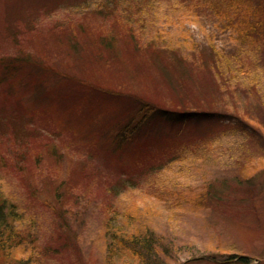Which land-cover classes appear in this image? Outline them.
<instances>
[{
  "label": "rangeland",
  "instance_id": "374dc122",
  "mask_svg": "<svg viewBox=\"0 0 264 264\" xmlns=\"http://www.w3.org/2000/svg\"><path fill=\"white\" fill-rule=\"evenodd\" d=\"M66 1L0 0V264H107L121 228L264 264V30L229 0Z\"/></svg>",
  "mask_w": 264,
  "mask_h": 264
},
{
  "label": "trees",
  "instance_id": "16d2710c",
  "mask_svg": "<svg viewBox=\"0 0 264 264\" xmlns=\"http://www.w3.org/2000/svg\"><path fill=\"white\" fill-rule=\"evenodd\" d=\"M80 1L84 2V4H89V2H91L92 0H68L66 2L82 3ZM102 1H103V6L106 10V15H110V16L114 15L113 12L116 13L119 8H122V10L126 14L133 13L137 17V14H139L141 8L144 7L145 4L146 5L149 4L148 3L149 0H102ZM174 1H178L177 3L181 4V2H179L180 0H174ZM262 1L264 0H229L228 12L233 11L234 13H236V15L226 16V20L234 28H236V23L240 25V29L244 33V35H241L243 33L239 31V34L241 36L252 38V36L255 37L260 35L264 30V21L262 18L264 17V5L262 4L263 3ZM240 3L241 6L236 7L239 6ZM110 5L112 6L109 7ZM96 11L97 14H100L103 12V9L100 8L99 10ZM238 11L240 12L237 13ZM242 50L246 51V49L243 48ZM231 56L233 55H230V57ZM226 59H228V61L227 60L221 61V63L227 61L228 64H232V61H229L231 60V58L228 57ZM5 67L6 70H8L9 66L7 64ZM216 195L219 194L214 193L213 197ZM5 207H6L5 202H0V227L3 228H7V226L5 227V221H6ZM106 226L108 227L107 224ZM1 233L2 231L0 229V234ZM153 238L154 237L152 233L143 234L140 233L139 231L135 233V232H129L128 229L121 228L119 229V233L116 234L114 233L113 230V233L111 235V242L109 243L108 245L109 247L107 248V254H108L107 264H113V262L116 259L121 258L123 256V253L125 252L130 253L131 256L129 258H131L132 260L131 264H165L164 262H160L159 259V255L162 253L163 249L162 247H160V245L156 244ZM117 240H119V242H117ZM245 261L246 259L242 258L241 262L247 264Z\"/></svg>",
  "mask_w": 264,
  "mask_h": 264
}]
</instances>
